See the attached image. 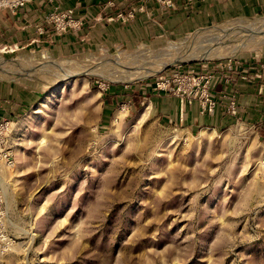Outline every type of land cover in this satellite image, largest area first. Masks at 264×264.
I'll return each mask as SVG.
<instances>
[{"label":"rangeland","instance_id":"374dc122","mask_svg":"<svg viewBox=\"0 0 264 264\" xmlns=\"http://www.w3.org/2000/svg\"><path fill=\"white\" fill-rule=\"evenodd\" d=\"M132 7L109 20L131 21L119 14ZM64 13L81 22L64 30L51 21ZM74 14L56 8L44 22L75 32L88 19ZM212 14L160 43L98 45L93 36L88 45L50 50L37 38L0 45V56L33 64L49 56L73 71L154 63L197 31L264 17V8ZM261 38H245L233 56L168 64L131 82L84 73L56 82L0 78L28 98L23 111L0 110V264H264V101L241 106L236 94L215 95L224 119L196 126L165 116L159 100L188 95L177 90L187 71L261 56ZM144 85L157 101L138 95Z\"/></svg>","mask_w":264,"mask_h":264},{"label":"crops","instance_id":"0c3cea01","mask_svg":"<svg viewBox=\"0 0 264 264\" xmlns=\"http://www.w3.org/2000/svg\"><path fill=\"white\" fill-rule=\"evenodd\" d=\"M132 6H139V9L131 21L109 20L116 17L119 11H127ZM56 8L63 11L74 8L76 17H85L88 21L75 32L71 29L56 33L53 25L44 22L45 16ZM262 8L264 0H198L194 6L187 5L185 0H173L171 5H164L159 0H31L26 7L1 9L0 45L27 43L39 38L40 44L50 50H59L69 48L76 40L88 45L93 36L100 40L95 43L98 45L128 47L138 42L160 43L186 33L200 21L201 16L209 17L219 12V17H227L232 10L246 13ZM40 23L45 24L44 28L37 31L34 25ZM220 73L225 81L216 84L212 90L218 101L228 100L235 94L241 106L258 105L264 101V53L235 61L231 70ZM139 90L144 100L157 101L156 94L148 86H141ZM25 94L24 89L18 86L0 82V110L9 113L23 111L28 100ZM191 97L177 93L161 96L160 111L165 116L198 124L196 126L221 123L224 112L220 102L213 113H207L203 109V98L196 100Z\"/></svg>","mask_w":264,"mask_h":264},{"label":"bare ground","instance_id":"6f19581e","mask_svg":"<svg viewBox=\"0 0 264 264\" xmlns=\"http://www.w3.org/2000/svg\"><path fill=\"white\" fill-rule=\"evenodd\" d=\"M214 27V26H213ZM260 37L264 39V17L257 18L252 21H244L233 25L227 23L221 27L201 29L196 35L183 46L169 45L170 52H158L154 56L157 57L152 62L131 65L138 60L133 59L130 64L119 62H108L112 67L105 69L99 65L79 66L76 71L70 69L67 61H56L49 56H45V61L33 64L26 57H18L14 59H6L0 56V78L21 79V78H38L42 81L56 82L59 79H67L75 74H97L108 77L110 80L118 82L130 81L137 78L148 77L163 70L168 64H178L193 59H209L229 57L237 54L245 44L244 39ZM199 39H201L199 41ZM202 41L206 44L202 45ZM250 41V42H249ZM248 42L251 43V40ZM253 42H255L253 40ZM198 43L199 45L195 44ZM196 45V46H195ZM200 46V47H199ZM197 47V48H196ZM127 64V65H125ZM155 64L156 66H152ZM139 68L140 72H131L130 69ZM120 71V72H117Z\"/></svg>","mask_w":264,"mask_h":264},{"label":"built area","instance_id":"2783aa9c","mask_svg":"<svg viewBox=\"0 0 264 264\" xmlns=\"http://www.w3.org/2000/svg\"><path fill=\"white\" fill-rule=\"evenodd\" d=\"M30 0H0V11L2 8H22L26 6L27 2ZM164 5H171L172 0H159ZM139 8L133 6L131 10H129L126 14L120 13L119 16H122L124 20L133 19L135 17V13ZM72 10L70 11V13ZM64 13L62 15H52L51 21L57 22L55 20H61L62 28L65 30L69 25H72V22H77L79 20L72 19L71 14ZM60 16V17H59ZM68 18V20H66ZM67 21V22H66ZM81 21H79L80 23ZM76 26H79L76 24ZM212 66V67H210ZM202 65L200 68L203 70L201 75L194 74V70L187 71L185 74L179 78L180 83L183 81L186 82L187 89H184L183 86H186L184 83L183 86L179 85L178 91L181 92L183 90L184 94L188 93V95H192L194 98L197 96L203 98V109L207 113H213L215 109V95L213 93V87L220 81H225V78L221 75L220 71L231 70L233 68L232 64H223L216 63L212 65ZM199 68V67H196ZM176 74V73H174ZM3 126V124H0Z\"/></svg>","mask_w":264,"mask_h":264},{"label":"trees","instance_id":"16d2710c","mask_svg":"<svg viewBox=\"0 0 264 264\" xmlns=\"http://www.w3.org/2000/svg\"><path fill=\"white\" fill-rule=\"evenodd\" d=\"M110 95H111V94H110ZM138 95H139L140 97H143L142 94H141L140 92H138ZM111 96H112V95H111Z\"/></svg>","mask_w":264,"mask_h":264}]
</instances>
